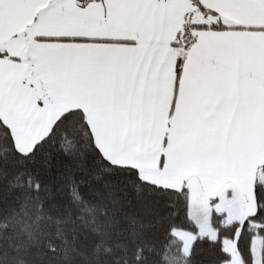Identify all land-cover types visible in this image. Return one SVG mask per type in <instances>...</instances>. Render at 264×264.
<instances>
[{
  "label": "snow or ice",
  "instance_id": "snow-or-ice-1",
  "mask_svg": "<svg viewBox=\"0 0 264 264\" xmlns=\"http://www.w3.org/2000/svg\"><path fill=\"white\" fill-rule=\"evenodd\" d=\"M0 264H264V0H0Z\"/></svg>",
  "mask_w": 264,
  "mask_h": 264
}]
</instances>
